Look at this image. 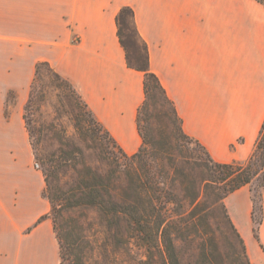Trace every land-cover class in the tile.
<instances>
[{"label": "crops", "instance_id": "crops-1", "mask_svg": "<svg viewBox=\"0 0 264 264\" xmlns=\"http://www.w3.org/2000/svg\"><path fill=\"white\" fill-rule=\"evenodd\" d=\"M124 6L135 11L185 132L222 163L245 162L255 149L264 123V0H0V264L61 263L24 117L37 63L70 81L127 153L142 144L144 73L128 66L119 40ZM226 206L253 264H264V189L259 240L249 188Z\"/></svg>", "mask_w": 264, "mask_h": 264}, {"label": "trees", "instance_id": "trees-1", "mask_svg": "<svg viewBox=\"0 0 264 264\" xmlns=\"http://www.w3.org/2000/svg\"><path fill=\"white\" fill-rule=\"evenodd\" d=\"M116 21L128 66L144 73L137 114L142 144L127 153L83 102L84 122L75 128L84 146L61 141L45 169L47 216L59 240L60 264H252L226 198L259 176L263 194L264 123L246 164L216 161L185 132L151 69L134 9L122 7ZM43 66L70 83L47 61L37 63L36 76ZM72 88L71 95L82 100ZM71 169L72 181L57 185L58 175Z\"/></svg>", "mask_w": 264, "mask_h": 264}, {"label": "rangeland", "instance_id": "rangeland-1", "mask_svg": "<svg viewBox=\"0 0 264 264\" xmlns=\"http://www.w3.org/2000/svg\"><path fill=\"white\" fill-rule=\"evenodd\" d=\"M133 46L135 47L136 45L133 43ZM34 78L36 79L33 84ZM70 83L64 80L61 76L57 75V73L49 66H43L37 76L35 70L34 77L28 87L27 99L24 105V117L27 124L28 140L34 152L33 165L36 169L43 173L44 180L45 169L52 163L50 158L56 157L53 156V154L58 152L61 141L64 142L66 139L71 138L77 142L80 147L84 146L81 143L80 136L76 132L75 125L76 122L80 120L84 122L85 112L82 107L83 102H86L77 90L75 91L81 96L82 100H80V98L75 99L71 95V91L73 89L72 87L74 86ZM14 98L15 96L11 94L10 100L13 101ZM89 151L87 152H93L92 150L90 152ZM241 163L246 164L247 161ZM36 164L39 165L37 166ZM73 172L74 170L71 169L67 172V174L64 172H62V174L60 173L57 177L56 184L65 187L72 181L71 174H73ZM260 183L261 176L256 178L252 183L243 186L248 187L251 194V216L254 225V237L256 240H259L257 229L259 226L256 223V218L262 217L263 219L260 209V206H263V194L261 196L258 194L260 190ZM45 189L46 180L44 191ZM255 195L256 197L254 199ZM255 205L259 207L255 208ZM261 248L264 251V247L262 245Z\"/></svg>", "mask_w": 264, "mask_h": 264}, {"label": "built area", "instance_id": "built-area-1", "mask_svg": "<svg viewBox=\"0 0 264 264\" xmlns=\"http://www.w3.org/2000/svg\"><path fill=\"white\" fill-rule=\"evenodd\" d=\"M37 166L39 165V164H36Z\"/></svg>", "mask_w": 264, "mask_h": 264}]
</instances>
